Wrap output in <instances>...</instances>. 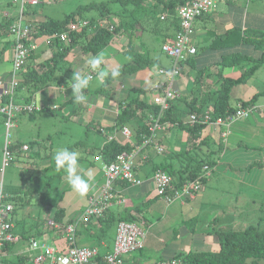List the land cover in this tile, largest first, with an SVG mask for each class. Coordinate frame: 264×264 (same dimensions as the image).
Returning <instances> with one entry per match:
<instances>
[{"label": "crops", "instance_id": "1", "mask_svg": "<svg viewBox=\"0 0 264 264\" xmlns=\"http://www.w3.org/2000/svg\"><path fill=\"white\" fill-rule=\"evenodd\" d=\"M248 1L249 0H227L220 2L214 10L195 19V32L192 35V44L195 46L197 54L193 61L181 62L180 74L170 83L175 92V97L170 102L172 106L171 110H173L175 115L179 116L181 125H176L167 121L164 123L162 129L156 131L155 141L163 148V151L158 155V152L154 150L151 144L143 145L136 142L140 127L144 124L145 126L147 125V116L149 112H147L146 109L141 111L138 110L140 123L136 122L137 120H132L124 125L128 129V135H122L119 129L114 126L115 116L125 105V100L129 98L133 99V96L138 94L137 91H139V94L136 96L140 101L145 102L147 105L152 104V87L155 83L160 81L163 82L164 79L162 75L157 73L158 69L161 67L168 68L171 65L170 58L161 51V45L164 42H171L173 40L178 28V20L177 18L174 19L168 16L166 11L161 10V6L154 7L153 0H145L143 3L145 7L143 8L148 12L147 14L146 12L140 11L138 8L134 11L135 15L131 17L129 21L126 22L120 17L118 18V22L113 23L114 25L121 24V26L118 34L112 38L109 42L110 44L106 46L109 52L108 56L111 57H108L105 61L108 67L115 65L113 68L106 70L107 72L130 61L133 54L137 52L147 53L152 59H155L156 62L150 66L139 69L132 75L130 74L131 76L127 77V83H120L119 81L116 83L114 80L110 85L109 92L100 93V97L89 96L91 91L89 87L83 90L85 92L86 102L81 103V106L77 108V110H74L75 107L73 108V104H71L72 97L64 91V99H62L61 102H65L69 110H67L66 115L63 114V118L67 117L68 120L73 122L76 117L75 115L82 113V110H84L88 116L85 122L87 128L96 125L95 130L99 133L98 128L103 127L108 134H114L115 139L118 141H129L134 147L139 146L140 148L135 157L134 169L136 177L142 180V182L137 185H131L123 181H116L114 183L115 193H117L118 197L124 199V202L118 205L116 203L111 204L104 214L105 218L109 217L114 220V231L110 237L111 242L108 243L104 238L106 231L100 233L99 227L101 223L99 219L91 218L87 222L78 224L76 238L78 244L93 246L97 249L99 256H102L106 252L112 250L117 222L121 219H133V222L138 223V225L145 230V238L142 248L124 254L123 260L125 264H153L160 260L169 259L181 251L216 250L218 248L215 233H210V231L206 229L202 231L204 234L198 235L195 233V227H186V221L188 219L194 220L198 217V213L202 208L209 207L211 204L212 206L221 205L218 203L219 199L213 198V195L210 193L211 190H207L205 185L206 180L212 176L213 171L225 173L232 170H247L250 174L253 170L249 167V164L255 162L259 165V170L254 174L257 175L259 181L264 180V106H262L264 103H256V98L255 102L251 105L256 106L258 108L257 111H252L244 117L234 119L226 126L216 125L212 122L205 123L198 130L197 135L191 134L188 129V127L193 128V126L189 120L190 112L187 110V103L194 102L196 107L198 104L202 106L203 112L207 110L210 111L212 109V102L210 101L211 94L213 92L215 93L217 89L220 78L219 75L233 77L225 73L224 67L219 69L218 65L212 63L218 60L219 52L225 50V48L209 47V44L213 42V36L216 34L219 36L229 28L239 29L240 34L246 27L264 28V14L249 13L248 10L243 7V5H247ZM248 5L250 4L248 3ZM31 7L25 8L29 10V13H26L24 10L25 15L31 18L29 19L30 21L43 18H39L35 14L32 16L30 14L33 11ZM4 13L7 14L6 11ZM162 13H165V17L161 19L160 14ZM158 21L161 22L158 23ZM158 36L161 37V39L156 42L155 40L158 39ZM31 39H33L32 36ZM34 42L36 44V49L32 53V58H29L27 61L31 62L34 67H39L42 65L43 60L51 54L52 49L47 39ZM78 53L80 58V62L77 64L78 71L83 74H92L94 78L95 75L93 71H91L86 64L88 58L85 59V54H81L80 51H78ZM1 55L0 80L7 82L11 69L12 47H10L7 52H2ZM205 65L208 66L203 70L202 77L196 78V70H200ZM261 66L255 71L258 72ZM254 73L245 82L236 84L230 89V94L232 92L235 101L233 106H238L240 101L247 100L254 93L264 90V71L261 75L257 73V75L253 77ZM194 78H196L195 81ZM123 84H128L126 89H124L125 86ZM143 86L149 87V99H145L142 92H140ZM49 87L50 86H47L38 91V100L40 104L50 106L52 95H58V90L61 88L64 89L65 86L60 85L59 88L53 86L52 94H50L47 89ZM99 87L100 85L96 86L94 90L97 92ZM122 93H125L123 97H121ZM36 96L37 94L33 97L35 102L37 100ZM53 105L55 104H52V106ZM28 116L32 117L33 115ZM41 118L42 115L40 114L38 119ZM157 132L159 133L157 134ZM223 132H225L224 135ZM99 134L102 138H93L91 142L95 149V151L91 152L92 160H88V158L83 157V155H80L79 160V174L85 179H88L89 173H91L93 177V179L89 180L90 190L87 196L99 191L104 182L101 163L93 158L95 154H99V149L102 148L107 140L105 136L101 133ZM32 139H38V136ZM10 142L11 144L19 142L28 144V141L22 140L18 133H16L13 140ZM30 149L31 148L28 150H19L18 147L16 152L17 159L19 155L22 154L23 156L25 152V155L30 158ZM35 153L34 156H38L39 152ZM154 155L159 157L156 158ZM51 156H49L50 163H52ZM197 160L213 163L212 166L206 164L209 169L207 178L206 176L203 178L201 189L198 190V192H195L192 197H181L169 203L162 197L157 196L154 181L152 179L155 167L158 165H169L171 168L178 170L182 169L184 165H189L190 162ZM94 163H98V166H95ZM81 164H84V166ZM202 173H204L203 168ZM243 176H245V173ZM172 179H174L173 176ZM64 180H66V177ZM67 184L68 183L64 185ZM14 188H16L15 185H6L5 183V190L8 195ZM67 189L71 188L62 187V198L60 200L57 199L55 205L64 209L63 221L74 219L79 216L84 210L87 200V196L81 198L72 190L66 191ZM225 192L229 194L226 189H223L221 194ZM68 195L69 197H67ZM71 202H74L71 205L73 208L69 210L68 215L64 218L65 208ZM12 204L14 205L15 202H12ZM16 208L17 206L14 207L13 213L11 214V220L13 225L12 230L19 239L12 244L11 250L6 251V258L9 252L13 251L17 256L24 255V257H26L25 259H27V253L29 252L27 241L31 238L40 239L44 237L47 239L48 243L49 241L52 242L53 247L58 250H65L64 238L59 231H44V223L46 219L51 217V215L47 213L48 206L42 209V217L39 213L34 216L32 215L28 220L23 219V222L17 220L15 215ZM53 211V209H50L49 213ZM150 217L155 220L151 221L152 218ZM14 246H16V252Z\"/></svg>", "mask_w": 264, "mask_h": 264}, {"label": "trees", "instance_id": "2", "mask_svg": "<svg viewBox=\"0 0 264 264\" xmlns=\"http://www.w3.org/2000/svg\"><path fill=\"white\" fill-rule=\"evenodd\" d=\"M111 1V0H109ZM109 1H100V2H90L87 4L78 5L73 11L65 14L61 19H54L52 17H43L41 19L31 21V36L32 40L40 41L48 39V44L52 49L51 54L45 58L42 62V65L39 67H34L31 62L27 60L32 58L33 51L28 56L26 63L19 70L17 83L14 86L10 94L4 95L1 98V102L7 103L8 101L14 102H30L34 100V95L47 87L50 82L56 78V74H63L66 77H72V73L79 72L76 67H72L71 62L69 61V52L72 49L78 48L81 54H91L95 56L101 49L106 47L114 36L118 34L121 24L114 25L109 21ZM122 6L132 4L134 6L132 11H135L139 8L140 11L148 13L144 8L145 0H117ZM189 0H153V6H161L162 11H166L168 16L176 19V7L180 4H183ZM39 2V0H38ZM37 4V3H36ZM34 4V5H36ZM33 5L25 4L23 13H29V8ZM144 7V8H143ZM25 10V12H24ZM95 11V13L85 17L83 16L84 12ZM150 13V12H149ZM154 14V13H153ZM18 15V14H17ZM16 16H9L8 13L3 15V18L0 20V40L6 38V35L9 34V24L14 20ZM86 20L87 24L76 27L75 29L70 30L69 24L72 22H79ZM178 24V22H177ZM112 26V27H110ZM67 32L69 35V41L64 42L58 39V36ZM11 36V35H10ZM1 42V41H0ZM13 39L12 37L8 40L2 41L0 53L6 48L12 47ZM209 47H218L225 50L219 52L218 60H215L212 63L218 65L219 69L226 66H237L240 68V74L236 77H228L219 75V84L215 93L211 94L210 101L212 102V109L210 110V118L214 120L216 117H225L226 115L235 111L237 106H233L229 102L230 98V89L232 86L245 82L254 71L261 65L264 64V28L256 27H246L243 29L240 34V30L237 28H229L224 33L219 36L216 34L213 36V42L209 44ZM197 54V50L192 55H189L185 58L184 61H193L194 57ZM156 60L152 59L147 53H135L133 54L130 61L123 63L122 65L116 67L115 69L119 70L120 75L118 77L112 78L110 73L115 70L108 72L109 77L106 78L103 84H100V87L97 89L98 93H108L111 83L119 78L122 75L134 74L139 69L150 66L155 63ZM183 62V61H182ZM211 63V64H212ZM205 65L200 70H196V78L202 77V72L206 68ZM11 70L9 72V77L11 75ZM194 78V81L196 80ZM139 91H137L138 93ZM259 91L251 95L247 100H242L239 102V105L242 107L251 105L255 102L259 94L263 93ZM138 95V94H136ZM134 98H129L125 100V105L120 109V112L115 116V127L121 128L125 124L131 122L132 120H137L136 122L140 123V116L138 110L146 109L149 113H157L158 107L151 104L147 105L145 102H142L138 99L137 96ZM171 102V101H170ZM168 105V108L164 111L160 122L165 123L170 121L176 125H181L179 116L173 113L172 106ZM187 110L190 113H195L197 115L203 114V108L198 104L196 107L194 102L187 103ZM51 106L40 104L41 109H50ZM52 108V107H51ZM55 109V108H52ZM39 110V109H38ZM74 110H77L75 108ZM36 111H31L28 114L32 116ZM1 115V114H0ZM13 119L15 120L18 116ZM2 120L4 122V117ZM142 125V123H141ZM192 127H188L191 134L197 135L198 130L203 126L202 123H194ZM98 128L99 133L100 129ZM7 133V132H6ZM147 133V126L142 125L140 130L137 133V143H141L142 135ZM195 138V137H193ZM38 139H32L28 141L27 150L32 148V145ZM81 141H76L72 145H78ZM23 143L9 144V148L15 149L22 146ZM4 148V146H3ZM66 148L70 149V145ZM134 148L133 144L129 141H118L115 138L107 139L103 144L102 148L99 149L98 155L102 157L105 162H112L122 151H130ZM20 150V149H19ZM17 161V157L16 160ZM52 163L42 167V172L50 171L53 166ZM212 166L213 163L202 161L190 162L189 165H184L182 169H174L169 165H158L155 169L160 168L165 170L168 174L174 177L173 186L178 187L182 183L195 179L198 175L202 173V168L204 165ZM1 165V164H0ZM62 171L55 172L53 175H48V179L45 182L44 186L39 190L40 198H46L50 194V188L52 179L55 176H60ZM4 173V171H3ZM203 181V178H202ZM3 188L6 193V200L12 202L25 203L30 201L31 195L36 191L33 185H27L23 188H14L10 191L9 195L5 190L4 176H2ZM63 192H61L62 194ZM59 195L58 200L62 198V195ZM25 199H24V198ZM47 205H51L47 203ZM46 205V206H47ZM54 211L44 223V231H52L51 227L47 225L48 220H53L58 223L70 222L73 219H68L63 221V208L55 206ZM118 205V204H117ZM14 206V205H13ZM14 210V209H13ZM107 211V210H106ZM105 211V212H106ZM99 216L95 219L100 221V233H103L107 230L110 224L114 221L109 217ZM13 213V212H12ZM78 217V216H77ZM103 217V218H102ZM91 219V218H90ZM125 221H133V219H121ZM215 220V218H213ZM88 221V220H87ZM78 220V224L87 222ZM190 221H192L190 219ZM12 222V220H11ZM187 222V221H186ZM75 229V237L77 238V227ZM13 225L11 231L14 234ZM210 233H215L218 242V248L216 250H200V251H181L180 253L174 255L173 257H179L182 261V264H264V229L258 228L257 225H249L244 228H230V229H221V228H212ZM16 235V234H14ZM17 236V235H16ZM46 241L47 239L41 237ZM19 239V237H18ZM16 242V241H15ZM14 242H5L2 249L9 251L12 249V244ZM65 243V241H64ZM77 243V239H76ZM78 244V243H77ZM79 246H84L78 244ZM19 264H25L27 259L24 255H18L16 257ZM172 258V257H171ZM4 259H2L3 261ZM1 261V264L3 262ZM99 264V261L96 262Z\"/></svg>", "mask_w": 264, "mask_h": 264}, {"label": "built area", "instance_id": "3", "mask_svg": "<svg viewBox=\"0 0 264 264\" xmlns=\"http://www.w3.org/2000/svg\"><path fill=\"white\" fill-rule=\"evenodd\" d=\"M227 0H189L180 4L176 8V17L178 20V28L171 42H164L161 45V51L170 58L171 65L158 69V74L164 77L163 82L155 83L152 87L151 103L158 107L157 113H149L147 116V133L142 135L141 144H151L154 150L158 153L163 151V148L155 141V133L157 130L164 127V123L160 122L164 111L168 108L169 102L174 99L175 92L170 83L180 74L181 62L189 55L195 53L196 48L192 44V35L195 32L194 21L199 16L209 13L214 10L220 2ZM38 0H20V11L17 17L9 24V33L13 39L12 57H11V75L7 82L0 80V114L4 117L6 125V141L2 150V158L0 165V264L6 254L2 249L5 242H15L18 237L11 231L12 222L11 214L13 212V204L6 200L4 192L2 176L6 166L16 160L17 148H9L11 143L9 137V129L14 127V118L17 114L29 113L38 110L36 102L21 103L8 101L2 103L1 98L4 95L10 94L17 83V75L19 70L24 66L30 53L36 49V44L31 39V21L25 18L23 13L24 5H34ZM165 13L160 14V18H164ZM87 24L86 20L72 22L69 24V29H75L81 25ZM112 27V26H110ZM58 39L64 42L69 41L67 32H63L58 36ZM48 41V39H47ZM92 75V74H90ZM52 108H57L53 105ZM257 107L248 105L242 107L237 106L234 112L225 117H216L214 120L210 118V111H204L202 115L190 113L189 120L194 123H214L216 125H228L234 119L244 117L252 111H257ZM264 111V108H263ZM119 129L122 135H128L126 126ZM100 132L107 139L115 138L114 134H108L105 128H101ZM225 132H223V135ZM28 146L23 144L19 147L20 150H27ZM140 150L139 146H135L130 151H122L114 161L105 162L100 155L95 156V160L100 161L101 171L104 176V182L99 191L87 196L84 210L78 217L70 222L58 223L53 220H48L46 223L52 229L59 231L65 241V250H58L42 238H31L28 242L29 252L27 253V261L25 264H125L123 260L124 254L140 249L143 247L145 230L133 221L119 220L116 225V234L112 250L99 256L97 249L93 246H79L76 243L75 229L78 220L87 221L90 218L102 216L108 207L113 204L123 203L124 199L118 197L115 193L114 183L123 181L131 185H137L142 182L136 177L135 173V157ZM208 166H203L202 174L195 179L188 180L178 187L173 186V179L163 169H155L152 174L154 181L155 192L157 196L162 197L167 203L180 199L181 197L189 198L201 189L202 178L207 175ZM36 245L33 247V245ZM153 264H182L179 257H172L166 260H160Z\"/></svg>", "mask_w": 264, "mask_h": 264}, {"label": "rangeland", "instance_id": "4", "mask_svg": "<svg viewBox=\"0 0 264 264\" xmlns=\"http://www.w3.org/2000/svg\"><path fill=\"white\" fill-rule=\"evenodd\" d=\"M100 1L109 0H39L36 5H33L31 7L33 11L30 14L32 16L35 14L39 18L52 17L54 19H61L65 14L73 11L80 4ZM248 3L250 5H248ZM19 4L20 0H0V20L3 18L5 11L9 16H16L20 11ZM247 5H243V7L246 8L249 13L264 14V0H249L247 2ZM109 8L110 13L108 19L112 23L118 22V18L120 17L127 22L131 19V17L135 15V12L132 11L134 8L132 4L122 6L117 0H111L109 1ZM93 13H95V11L93 10L84 12L83 16L87 17ZM25 18L31 19L27 17V15H25ZM160 22L161 21H158V23ZM10 38L11 36L7 34L6 38L0 40V48L2 41H4L5 39L8 40ZM158 39H156L155 41H160L161 37L158 36ZM8 50L9 48H6L1 52H7ZM107 50L108 49L106 47L100 50L105 53L104 63L101 65V69L103 70H108L115 66H106L105 59L111 57L108 56L109 52ZM78 51V48H74L69 54V61L71 62L72 67H76L80 62ZM1 54L2 53H0V55ZM89 56L93 55L85 54L84 58L87 59L89 58ZM263 67L264 65L259 68L258 72L255 71L253 77H255L257 73H259L258 75H261L264 71ZM224 69L225 73L229 76L236 77L240 74L239 68L237 66H226L224 67ZM93 74L95 76L89 84V88L91 89L89 96L100 97L101 94L94 90L96 86L100 85V83L96 79V72H93ZM73 75L74 73H72L71 76ZM131 75H122L119 79L117 78L115 82L117 83L119 81L120 83H127V77H130ZM71 83H73L72 77H66L63 76V74L57 73L56 78L50 82V84L48 85L50 87L47 89L49 93L52 94L53 86L57 88H59L60 85L65 86L64 89L61 88L60 90H58V95H52L51 97L52 101L50 103V106H52V104H55L58 105V108L52 109L50 107V109H41L40 102L38 100L39 94L37 92L36 106L39 110H37L32 117H29L28 114L18 116L14 120L15 126L10 128L8 131L9 137L7 138V140L9 141H12L13 137L16 135V133H18L20 138L26 141H30L33 137L37 138L38 136L37 141L39 142L32 145L29 154L30 158L25 155V152L23 156L22 154L19 155L17 161H14L13 163L6 166L4 171V183H6V185H15L16 188H23L31 184L36 190L31 195L30 201H27L25 203L15 202L14 207L17 206V208L15 209V215L17 220L20 222H23V219L28 220L32 215L34 216L39 213L42 217V209L46 208L47 203L51 204L49 206L47 205V213L52 215L53 212L49 213V211L50 209H55L53 205L54 203H56L59 195L61 194L62 187H69L68 184L64 185L67 183V181L64 180L66 174L62 171L60 176H55L52 179L50 194L46 198H40L39 190H41V188L47 181V176L53 175L56 172L54 164V154L56 153V151L61 148H66L70 145V150L77 151L80 153V155H83V157L88 158V160H92L91 152L95 151V149L91 142L93 138H102V136L95 130L96 125H92V127L89 128L85 126V122L87 121L88 116L84 110H82V113L75 115L76 117L73 122L68 120L67 117H62L63 114H67V110H69V107H67V104L65 102L62 103L61 100L64 99V91H66L67 94L72 97L70 88ZM123 85L125 86L124 89H126L128 86V84ZM148 88L149 87L143 86V89L140 90L145 99L150 98ZM124 95L125 93H122L121 97H123ZM229 102L231 105H234L235 101L233 99L232 92L230 94ZM256 103H264V93L258 95ZM71 104H73V108H79L81 106V103L73 102V97L71 100ZM40 114L42 115V118L38 119V116ZM6 132V125L2 120V116L0 115V164L2 147L4 146ZM158 133L159 132H157V134ZM77 140H81V142H79L78 145L71 146V144L76 142ZM35 152H39L38 156H34V154H36ZM158 154L159 153H157V155ZM96 155L97 154H95L93 157L94 160ZM157 155L154 156L158 158L159 156ZM49 156L52 157L51 165L53 166V168L50 171H46L45 173H43L42 167L50 163ZM81 165L84 166V164ZM94 165L98 166V163H94ZM249 167L253 170L250 174L247 170H232L225 173L213 171L212 176L206 180L205 185L207 190H211L210 193L213 195V198L219 199L218 203H220L221 205L212 206L211 204L209 207L202 208V210L198 213V217H196L192 221H190V219L187 220L186 227H195V233H197L198 235L204 234L202 231L206 229L211 231L213 227L215 229H238L247 227L249 225H257L258 228L264 229V180L259 181V179H257V175L254 174L257 170H259L258 164L254 162L252 164H249ZM244 173L245 176H243ZM223 189L228 190L229 194L226 192L224 194H221L223 192ZM69 190L71 189H67L66 191ZM69 195L67 197H69ZM73 203L74 202H71L65 208L66 211L64 214V218H66V216L68 215L69 210L73 208L71 207ZM213 218H215V220H213ZM154 220L155 219L153 218L151 219V221ZM113 222L107 228L105 232L106 234L104 235V238L108 241V243L111 242L110 237L114 231ZM27 242H29V240ZM49 243L52 245L51 241H49ZM15 247L16 246H14V249ZM16 251L17 250L15 249V252ZM16 257L17 255L14 254L13 251H11L9 252L7 258L5 254L4 260L2 262L3 264H19L16 260Z\"/></svg>", "mask_w": 264, "mask_h": 264}, {"label": "clouds", "instance_id": "5", "mask_svg": "<svg viewBox=\"0 0 264 264\" xmlns=\"http://www.w3.org/2000/svg\"><path fill=\"white\" fill-rule=\"evenodd\" d=\"M105 53L100 51L95 56H89L86 64L91 71L96 72V79L100 84H103L106 78L109 77V73L106 70L101 69V65L104 63ZM99 70V71H97ZM112 78L120 75L119 70L115 69L110 73ZM93 77L90 74H82V72H76L72 76L73 83L70 84L71 95L74 103L86 102L85 92L89 87ZM80 153L70 150L68 148H61L56 151L54 155L55 171H63L66 174V181L73 192L78 194L81 198L87 196L90 190L89 180L93 179L89 173L88 179H85L78 170L80 169ZM36 245L34 244L33 247Z\"/></svg>", "mask_w": 264, "mask_h": 264}]
</instances>
